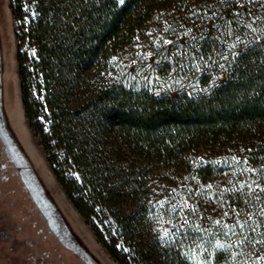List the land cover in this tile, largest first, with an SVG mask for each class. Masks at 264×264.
<instances>
[{
  "label": "trees",
  "instance_id": "16d2710c",
  "mask_svg": "<svg viewBox=\"0 0 264 264\" xmlns=\"http://www.w3.org/2000/svg\"><path fill=\"white\" fill-rule=\"evenodd\" d=\"M193 4L206 16L202 29L170 35L177 19L198 15ZM10 8L25 117L109 254L120 264H264V0ZM141 40L159 50L161 74L172 61L214 62L224 52L228 74L198 96L138 91L124 111L116 58ZM26 184L44 203L42 189Z\"/></svg>",
  "mask_w": 264,
  "mask_h": 264
},
{
  "label": "rangeland",
  "instance_id": "374dc122",
  "mask_svg": "<svg viewBox=\"0 0 264 264\" xmlns=\"http://www.w3.org/2000/svg\"><path fill=\"white\" fill-rule=\"evenodd\" d=\"M192 8L198 15L190 12L177 19L170 35L187 30L189 24L202 29L206 16L196 10V4ZM14 27L10 0H0V264H35V258L41 260L39 264H120L99 243L66 196L25 117ZM227 57L224 52L214 62L200 58L190 65L172 61L168 73L161 74L159 50L138 41L116 58L123 110H128L135 93L141 90L157 95L211 92L228 74ZM208 72L213 74L205 82ZM27 179L42 189L44 203H35Z\"/></svg>",
  "mask_w": 264,
  "mask_h": 264
},
{
  "label": "snow or ice",
  "instance_id": "6c2138e0",
  "mask_svg": "<svg viewBox=\"0 0 264 264\" xmlns=\"http://www.w3.org/2000/svg\"><path fill=\"white\" fill-rule=\"evenodd\" d=\"M121 2H123V0H121ZM261 191H264V189H261ZM219 223V222H217ZM247 223V222H246ZM255 229H253L254 231ZM167 235V232H165V236ZM247 240V237L244 238V240L240 241L241 244L245 243V241ZM261 243H264V241H260ZM217 247H224L223 245H217Z\"/></svg>",
  "mask_w": 264,
  "mask_h": 264
}]
</instances>
